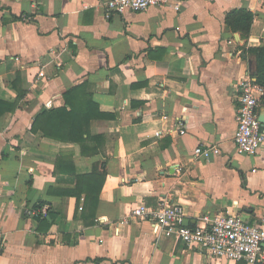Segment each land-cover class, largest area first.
Returning a JSON list of instances; mask_svg holds the SVG:
<instances>
[{"label": "crops", "instance_id": "0c3cea01", "mask_svg": "<svg viewBox=\"0 0 264 264\" xmlns=\"http://www.w3.org/2000/svg\"><path fill=\"white\" fill-rule=\"evenodd\" d=\"M104 2L0 0V102L18 103L0 117V264H246L213 259L131 210L166 201L183 207V226L233 213L264 227V149L240 154L234 143L239 84L254 66L244 48L264 47V0H176L179 9L111 18ZM237 8L255 15L248 39L225 24ZM82 84L110 116L91 122L104 155L31 131ZM201 145L221 154L197 156ZM100 161L93 216L85 195L64 192Z\"/></svg>", "mask_w": 264, "mask_h": 264}, {"label": "built area", "instance_id": "2783aa9c", "mask_svg": "<svg viewBox=\"0 0 264 264\" xmlns=\"http://www.w3.org/2000/svg\"><path fill=\"white\" fill-rule=\"evenodd\" d=\"M31 1L35 3L38 0ZM103 6L107 18L127 11H144L153 6H174L179 9L176 0H106ZM263 93V89L252 77L243 79L239 84L238 123L234 143L240 154L254 155L264 149V124L259 119ZM185 132L181 130V134ZM195 154L209 159L221 154V149L217 146L201 145L196 148ZM80 209L83 207L81 206ZM48 211L49 207L44 206L34 213L36 216L41 213L42 216L47 217ZM131 215L135 218L155 221L165 235H175L187 246L199 249L213 259L226 258L245 261L246 264H257L263 257V225L250 223L239 214H217L212 218H206L204 225L183 226V207L161 201L154 208L141 203L131 210Z\"/></svg>", "mask_w": 264, "mask_h": 264}, {"label": "trees", "instance_id": "16d2710c", "mask_svg": "<svg viewBox=\"0 0 264 264\" xmlns=\"http://www.w3.org/2000/svg\"><path fill=\"white\" fill-rule=\"evenodd\" d=\"M254 17L255 15L251 11L245 8H237L226 14L225 24L231 32H238L243 39H248ZM244 51L253 56L254 66L250 71V75L264 91V47L244 48ZM64 100V106L40 113L34 119L31 131L35 134L42 133L44 137L55 141L77 143L80 145L83 155H104L105 137L104 135L95 136L92 134L91 122L94 119L110 116L100 111L98 103L93 100V95L88 91L86 84L69 89L64 93ZM17 104V102L13 104L0 102V117L8 111L15 110ZM262 106H264V93L260 107ZM58 162L60 166V162H64V159L60 158ZM59 171L57 166L55 173H59ZM106 175L105 162H97L94 165L92 173L88 175H76V189L65 191L64 194L75 196L78 201L85 195L86 206L93 208L94 216ZM44 205V202H39L34 208L40 211ZM49 213L50 211H48V215L45 218L41 213L37 214L36 218L41 225L49 226L53 221L54 215ZM48 217L51 219H48Z\"/></svg>", "mask_w": 264, "mask_h": 264}, {"label": "water", "instance_id": "95a60500", "mask_svg": "<svg viewBox=\"0 0 264 264\" xmlns=\"http://www.w3.org/2000/svg\"><path fill=\"white\" fill-rule=\"evenodd\" d=\"M256 82V80H255ZM259 119L261 121L262 124H264V113H262L260 116H259Z\"/></svg>", "mask_w": 264, "mask_h": 264}]
</instances>
